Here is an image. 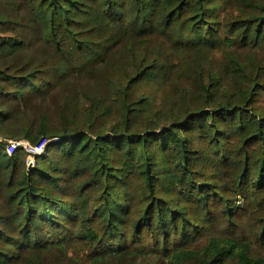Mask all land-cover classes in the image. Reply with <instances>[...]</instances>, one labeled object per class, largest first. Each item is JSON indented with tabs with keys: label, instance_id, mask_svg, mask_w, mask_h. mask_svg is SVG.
Wrapping results in <instances>:
<instances>
[{
	"label": "trees",
	"instance_id": "16d2710c",
	"mask_svg": "<svg viewBox=\"0 0 264 264\" xmlns=\"http://www.w3.org/2000/svg\"><path fill=\"white\" fill-rule=\"evenodd\" d=\"M75 262L264 264V0H0V264Z\"/></svg>",
	"mask_w": 264,
	"mask_h": 264
},
{
	"label": "built area",
	"instance_id": "2783aa9c",
	"mask_svg": "<svg viewBox=\"0 0 264 264\" xmlns=\"http://www.w3.org/2000/svg\"><path fill=\"white\" fill-rule=\"evenodd\" d=\"M50 142L52 141H45L34 147L27 141H9L6 151L10 156H13L19 150L25 152L28 155V165L35 167L37 159L46 153L47 146Z\"/></svg>",
	"mask_w": 264,
	"mask_h": 264
},
{
	"label": "rangeland",
	"instance_id": "374dc122",
	"mask_svg": "<svg viewBox=\"0 0 264 264\" xmlns=\"http://www.w3.org/2000/svg\"><path fill=\"white\" fill-rule=\"evenodd\" d=\"M168 125H170V122H168V121H166L165 123H163L162 124V127H166V126H168ZM113 126L112 125H110V126H108L107 127V131H111L110 129L112 128ZM161 129H163V128H161ZM159 132V131H158ZM27 168L29 169V171L30 170H32L34 167H31L30 165H27ZM239 205H241V202H239ZM70 257H73L74 259H75V255H73L72 253L70 254ZM75 263H77V262H75ZM79 263V262H78ZM77 263V264H78Z\"/></svg>",
	"mask_w": 264,
	"mask_h": 264
}]
</instances>
